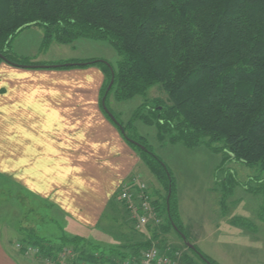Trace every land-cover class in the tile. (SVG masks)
I'll use <instances>...</instances> for the list:
<instances>
[{"label":"trees","instance_id":"obj_1","mask_svg":"<svg viewBox=\"0 0 264 264\" xmlns=\"http://www.w3.org/2000/svg\"><path fill=\"white\" fill-rule=\"evenodd\" d=\"M32 25L43 28L46 45L53 40L70 44L93 38L114 46L120 56L115 64L77 59L57 67L100 66L105 76L100 92L104 113L113 122L103 108L106 95V105L124 132L113 123L166 190L164 221L148 223L144 228L149 235L136 228L121 201L128 231H121L114 246L102 248L82 236L66 234L60 243L36 240L37 245L48 247L49 256L73 245L79 252L73 264H121L153 245L174 256L180 247L167 245L164 237L174 231L188 250L182 264H219L195 243V249L186 245L181 232L192 240L181 221L175 178L135 123L155 125L161 140L168 136L171 142L188 147L204 144L214 152L227 153L229 160L264 172V0H0V53L6 57L0 56V61L41 67L40 62L20 60L10 53L14 36ZM154 87L164 96L150 97ZM137 95L144 100L124 122L110 107V97L126 100ZM116 202L110 204L112 208ZM152 204L158 211V201Z\"/></svg>","mask_w":264,"mask_h":264},{"label":"crops","instance_id":"obj_2","mask_svg":"<svg viewBox=\"0 0 264 264\" xmlns=\"http://www.w3.org/2000/svg\"><path fill=\"white\" fill-rule=\"evenodd\" d=\"M26 73L39 82L0 87V264H47L48 247L41 248L36 240L60 239L66 234L61 221L69 215L98 226L116 187L133 175L138 163L101 108L100 96L43 98L84 82L65 79L58 86L41 77L66 72ZM68 103L76 107L74 112L67 110ZM55 223L63 232L50 229ZM29 246L38 251H27ZM252 249V264H264V258L256 262L262 248Z\"/></svg>","mask_w":264,"mask_h":264},{"label":"rangeland","instance_id":"obj_3","mask_svg":"<svg viewBox=\"0 0 264 264\" xmlns=\"http://www.w3.org/2000/svg\"><path fill=\"white\" fill-rule=\"evenodd\" d=\"M43 39V28L35 25L28 26L12 39L10 53L20 60L29 58L42 65L61 64L64 61L67 63L77 59L90 61L105 59L115 64L120 57L114 46L106 39L79 38L70 44L53 40L48 45L43 43ZM28 71L66 72L61 77H54L56 74H47L46 78L41 77L40 81L47 84L56 83L59 86V83H63L65 79L69 83L84 82L85 85L74 83L67 88V92L63 89L58 90L57 96L46 94L43 97L61 98L62 100H64L63 97L74 101L80 97L101 96L100 92L105 79L99 65L28 68L1 60L0 87L3 83L9 84L14 81L21 85L37 84L39 81L36 82L31 73H26ZM99 71L103 76L99 77ZM52 77L56 80H52ZM99 78L101 79L96 84ZM96 89L98 93H95ZM30 92L33 93V90ZM157 95L164 96L158 88L150 89V97ZM143 100V96L140 95L126 100H116L111 96L109 104L114 112L124 122H127ZM75 109L76 107L72 104H67V110L74 112ZM135 124L137 132L146 137L152 148L167 163L175 178V193L181 221L192 243L198 245L204 253L217 262L224 264H252L254 257L252 248H262L258 251L259 258H256V262L261 261V258H264V172L251 168L240 161L229 160L227 153L214 152L204 144L188 147L180 142H171L168 140V136L167 139L161 140L158 138V129L155 125H148L141 120H137ZM133 150L138 159L134 173L127 178L126 182L122 181L118 184L113 199L117 200L124 183H131L134 186L145 183L150 191L152 201H158L160 220L163 222L166 211L163 204L165 184L150 171L138 151ZM134 155L133 158H135ZM113 199L109 205L115 203ZM111 205L105 211L98 226L90 225L69 215L66 221L65 219L61 221L64 232L70 236H82L92 240L100 244L102 248L114 246L122 236L123 232L121 231L124 233L128 231L125 230L128 229V223L122 220L121 201L118 200L113 208ZM149 223L155 224L154 219L151 218ZM60 228L56 223L52 227L50 226L53 232L61 231ZM143 230L145 234H150L146 228ZM164 237H166L167 245L180 247V251L173 252L174 256L167 255L182 264V255L184 252H188L184 248L182 240L174 231H169ZM51 242L60 243L61 239ZM85 246L82 245V247ZM63 247L71 249L78 256L79 252L73 245ZM258 259L260 260L258 261Z\"/></svg>","mask_w":264,"mask_h":264},{"label":"built area","instance_id":"obj_4","mask_svg":"<svg viewBox=\"0 0 264 264\" xmlns=\"http://www.w3.org/2000/svg\"><path fill=\"white\" fill-rule=\"evenodd\" d=\"M130 184H123L117 199L128 207L130 216L135 220L136 228L142 230L150 222L151 218L155 221H161L159 212L152 204L151 194L147 185L145 183H139L136 186ZM27 251L37 252L38 250L29 246ZM75 257L76 255L72 250L65 247L57 256H48L47 264H73L76 260ZM178 262V260L153 245L140 257L123 259L121 264H179ZM78 264L96 263L80 262Z\"/></svg>","mask_w":264,"mask_h":264},{"label":"water","instance_id":"obj_5","mask_svg":"<svg viewBox=\"0 0 264 264\" xmlns=\"http://www.w3.org/2000/svg\"><path fill=\"white\" fill-rule=\"evenodd\" d=\"M0 56L6 58L2 53H0ZM79 63H80V64H85L86 62H79ZM65 64H66V65H70V64H74V63H73V62H67V63H65ZM20 65H22V66H27V65H25V64H20ZM60 65H61V64L37 65V66H41V67H57V66H60ZM113 82H114V73H113V77H112V79H111V81H110V83H109V85H108L107 92H108V91L110 90V88L112 87ZM105 99H106V95L103 96V98H102V104H103V108H104V110L108 113V115L111 117V119L113 120V122L121 128V131L124 132V128H123L122 124L118 121V119L114 116V114L108 109V107H107V105H106V102H105ZM128 139H130V140L133 141V142L138 143L137 141H135L134 139H132V138H130V137H128ZM138 144L141 145L143 148L145 147L144 145H142V144H140V143H138ZM170 194H171V189L169 190L168 199H167L168 208H169V197H170ZM181 235H182V237H183V239H184L186 245H187L188 247H190V248L195 249V245H194V243H192L191 241L187 240V237H186V235H185L183 232H181Z\"/></svg>","mask_w":264,"mask_h":264}]
</instances>
